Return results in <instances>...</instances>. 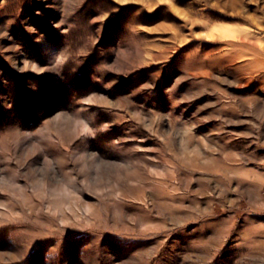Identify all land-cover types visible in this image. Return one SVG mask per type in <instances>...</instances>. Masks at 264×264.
Segmentation results:
<instances>
[{
	"label": "rangeland",
	"instance_id": "374dc122",
	"mask_svg": "<svg viewBox=\"0 0 264 264\" xmlns=\"http://www.w3.org/2000/svg\"><path fill=\"white\" fill-rule=\"evenodd\" d=\"M0 264H264V0H0Z\"/></svg>",
	"mask_w": 264,
	"mask_h": 264
}]
</instances>
